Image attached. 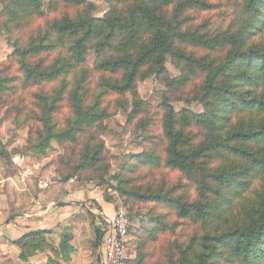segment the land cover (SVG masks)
<instances>
[{"label":"trees","instance_id":"trees-1","mask_svg":"<svg viewBox=\"0 0 264 264\" xmlns=\"http://www.w3.org/2000/svg\"><path fill=\"white\" fill-rule=\"evenodd\" d=\"M0 1V34L14 47L0 68V103L18 126L30 128L37 156L56 141L66 150L60 165L67 173L102 172L110 97L124 105L133 93L128 117L141 120L145 148L131 168L185 177L172 185L151 179L146 187L116 176L126 202L143 211L138 230H130L133 263L264 264V0H109L100 17L88 0H49L50 11L59 1L68 10L43 26L45 0ZM221 4L232 9L216 19ZM169 57L180 76H169ZM150 74L167 87L154 114L136 90ZM192 80L198 84L185 101L200 102L202 110H178L170 93ZM64 104L65 122L58 117ZM1 156L8 153L0 142ZM102 234L97 228L99 242ZM71 239L65 234L53 248L43 231H29L14 241L18 259L4 264H62ZM49 247L45 263L30 261Z\"/></svg>","mask_w":264,"mask_h":264},{"label":"rangeland","instance_id":"rangeland-1","mask_svg":"<svg viewBox=\"0 0 264 264\" xmlns=\"http://www.w3.org/2000/svg\"><path fill=\"white\" fill-rule=\"evenodd\" d=\"M91 7L88 8L90 13L95 17L106 14L110 9L109 0H88ZM58 10L56 12L49 10V0H45V17L40 20L43 26L52 18L60 16L67 12V4L59 1ZM3 6L0 1V12ZM232 8L215 9V18L218 19L223 14H229ZM82 10V9H81ZM14 47L8 41L4 34H0V68L4 63L9 62V57L13 53ZM96 63V54L94 50L87 53V65L91 68L90 78L92 81L98 78V73L94 71ZM167 67L170 77L181 75L178 69L171 61L170 57L167 61ZM15 71L16 65L13 66ZM111 77V74H105ZM197 80H192L190 84L178 93H170L171 103L179 110L182 107L190 106L195 111H201L200 102L185 101L192 98L193 91L197 87ZM167 89L164 79L157 77L155 74L148 75L145 79L137 83V96L148 107L151 114L156 112L162 100V93ZM113 102L110 108V116L105 120V130L101 133L106 148V156L108 158V166L102 167V172L96 170L83 172L67 173L61 168V158L65 155V148L57 143L52 142L51 148L46 154L37 156L31 148L29 140L30 128L28 126H18L12 117L8 115L7 105L0 103V142L5 146L8 156L0 157V219L11 221L17 216L26 212L32 202L33 196L49 187L56 185L61 188H69L73 183L75 189L84 190L85 197L89 200L97 198L100 201L110 202L108 206L115 211L119 205L125 206L133 217L134 230L140 227V218L143 215L141 206L138 204L130 205L125 200V196L117 190L118 179L132 176L136 178V184L141 186H153L151 179L168 182L169 185L177 182L185 183V177L178 172L168 171L167 169L150 170L145 169L141 173L135 172V168H131L129 164L134 154H138L145 148V131L140 124L141 120L130 121L129 113L134 108V95L128 93L125 95V104H116L117 96H111ZM184 100H181V99ZM70 114L67 104L60 107L59 120L64 121ZM147 114H141L140 118L144 119ZM67 174V175H66ZM71 174V175H70ZM43 182H48V187H42ZM259 186V185H258ZM184 234V233H182ZM89 243V242H88ZM87 243V244H88ZM91 252L83 251V258H80L78 264H103L102 253H99L100 242L94 237L90 240ZM5 260V259H4ZM4 260L2 264H4ZM61 260V258H60ZM1 263V261H0ZM135 264V263H134Z\"/></svg>","mask_w":264,"mask_h":264},{"label":"crops","instance_id":"crops-1","mask_svg":"<svg viewBox=\"0 0 264 264\" xmlns=\"http://www.w3.org/2000/svg\"><path fill=\"white\" fill-rule=\"evenodd\" d=\"M77 189L71 183L66 189L56 185L40 193L35 191L26 212L11 221L0 219V264L7 258L18 259L20 248L14 241L29 231H43L53 248L61 246L65 234L71 235L69 244L73 248L69 255L60 257L62 264H78L83 251L91 252L88 245L94 237L97 240V228L103 231L105 221L113 217L115 211L108 206L110 202L89 200L84 190ZM104 245L101 239L99 253L103 254ZM51 247L31 257L30 261L45 263L52 253Z\"/></svg>","mask_w":264,"mask_h":264},{"label":"built area","instance_id":"built-area-1","mask_svg":"<svg viewBox=\"0 0 264 264\" xmlns=\"http://www.w3.org/2000/svg\"><path fill=\"white\" fill-rule=\"evenodd\" d=\"M48 182H43L42 187H48ZM103 229L104 252L103 264H134L135 252L130 244V230L133 226V217L129 210L119 205L114 216L107 218Z\"/></svg>","mask_w":264,"mask_h":264}]
</instances>
